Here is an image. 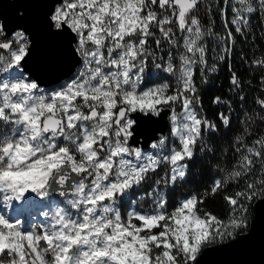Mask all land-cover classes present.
I'll list each match as a JSON object with an SVG mask.
<instances>
[{"label":"snow or ice","instance_id":"snow-or-ice-1","mask_svg":"<svg viewBox=\"0 0 264 264\" xmlns=\"http://www.w3.org/2000/svg\"><path fill=\"white\" fill-rule=\"evenodd\" d=\"M202 2L41 4L46 9L41 30L51 47L39 62L38 41L29 29L9 31L0 22V264H198L204 248L235 240L248 228V204L264 200V135L251 144L236 137V164L231 171L219 169L225 174L212 180L211 194L230 182L244 183L242 190L224 196L232 213L227 223L200 207L208 190L189 194L170 211L159 187L185 181L204 133L217 130L196 108L200 99L193 66L206 64V49L201 43L205 32L193 13ZM230 8L232 18L220 37L226 55L234 48V32L246 35L252 14L259 10L264 15V0H235ZM226 15L222 9V18ZM173 26L184 34L182 46ZM157 32L156 48L164 42L171 49L183 48L179 68L171 50L166 61L161 56L162 63H155L177 78L175 89L169 83L147 86L149 57L155 62L148 45ZM77 58L81 67L71 79L52 90L40 86L45 74L54 75ZM252 63L264 66V58ZM230 83L235 89L241 86L235 72ZM212 102L226 103L220 96ZM255 102L264 122V98ZM165 109L178 146L166 149L168 137L155 134L149 144L154 152L132 143L139 121L133 114L160 117ZM219 120L230 125L223 112ZM245 132L251 135L247 128ZM257 164L261 171L254 175ZM162 166L169 169L166 177L144 193L151 210L129 207L122 212L128 198ZM33 215L40 219L26 229V218Z\"/></svg>","mask_w":264,"mask_h":264},{"label":"trees","instance_id":"trees-1","mask_svg":"<svg viewBox=\"0 0 264 264\" xmlns=\"http://www.w3.org/2000/svg\"><path fill=\"white\" fill-rule=\"evenodd\" d=\"M234 2L235 0H213L207 4V0H203L193 13L199 19L205 32L201 43L206 49V64L197 62L193 66V82L196 86V95L200 99V104L196 105V108L201 116L217 124V130L214 133H204V143L197 145L196 159L194 162H190V172L185 181L166 187L170 211L185 195L188 196L193 193L204 195L205 191L208 190L209 194L200 207L203 211L217 216L225 223L229 221L232 213L224 200V196L234 195L236 191L242 190L244 183L243 181L230 182L223 190L211 194L212 180L219 179L225 174L219 172V169L231 171L236 164L239 157V153L234 151L237 146L236 137L242 136L245 143L251 144L253 140L264 135V122L260 121L258 115L261 109L255 102L257 98H264V82H262L264 81V66L252 63L253 59L264 58V15L259 10L252 14L250 24L244 30L246 35L241 36L234 32V48L230 54L226 55L222 51L224 45L220 37L225 35L224 23L230 22L232 18L233 13L230 5ZM222 9L227 13L223 18L221 16ZM173 31L177 33V39L181 45L184 34L180 33L175 26H173ZM156 38H160L158 32L148 45L149 49L155 52V63L162 62L159 59L161 56L166 61L167 53L170 50L176 53L179 51V49H171L167 42L162 44L164 45L163 49L161 47L156 48L154 42ZM150 60L152 59L149 57L148 63ZM212 67H215V71L209 70ZM233 72L238 75L241 81L239 89H235L230 83ZM157 83H169L173 89L177 87L173 76H167L165 79L160 78L159 81H151L150 85ZM241 95L245 97V100H240ZM217 96H220L226 103H213V99ZM221 112L230 116L228 127H225L219 120V113ZM249 116L253 117L251 121L247 120ZM246 128L251 135L245 132ZM174 144H176L175 141H168L169 148ZM168 171L167 166H162L161 169L151 175V179L144 186L148 190L154 188L156 186L154 182L166 177ZM260 171V166L257 164L254 175H259ZM159 186L160 188L164 187L163 183ZM257 199L248 204V228L254 215V202ZM128 206L129 203L122 208V212L126 213ZM248 228L238 234L247 231Z\"/></svg>","mask_w":264,"mask_h":264},{"label":"water","instance_id":"water-1","mask_svg":"<svg viewBox=\"0 0 264 264\" xmlns=\"http://www.w3.org/2000/svg\"><path fill=\"white\" fill-rule=\"evenodd\" d=\"M16 1L17 6L19 3L20 6H25L23 0L0 1V22L5 23L9 31L23 25L27 27L38 41L35 58L38 62L44 61L50 53L51 42L43 34L41 24L31 27L30 21L22 16L23 11L14 4ZM56 1L52 0L51 4L57 3ZM10 2L13 6L8 4ZM79 64V58H77L76 63L69 62L58 74H45L42 77L44 83L41 85L51 86L69 78L76 72ZM169 114L168 109H165L160 117L133 114L134 117L139 115V121L137 135L132 143L145 148L153 141V134L157 139L160 135H164L169 124ZM253 207L254 215L248 230L238 234L235 240L212 244L204 248L197 257L198 264H264V200L258 198Z\"/></svg>","mask_w":264,"mask_h":264},{"label":"rangeland","instance_id":"rangeland-1","mask_svg":"<svg viewBox=\"0 0 264 264\" xmlns=\"http://www.w3.org/2000/svg\"><path fill=\"white\" fill-rule=\"evenodd\" d=\"M182 45H183V41L181 42V46ZM150 51H152V50H150ZM181 51H183L182 47L179 48V51L177 53L175 51H172L173 56H174V61L173 62H174V64H176L177 68H179V65H180L179 54H180ZM150 59H152V60H150V63H148L149 64L148 65V74L146 76V80L148 81L147 86H149V87L152 86V85H150L151 81H154V80L159 81L160 78L165 79V78H167V76H170L168 73H164L161 69H157L155 67V65H153V64H155V62H153V58L150 57ZM167 59H168V57H167ZM156 63H162V62H156ZM80 67H81V64L78 66L76 72L80 69ZM173 78L175 79V81L177 83V78L176 77H173ZM167 80H169V79H167ZM175 107H176L177 112H179L180 111V105L177 104ZM171 126L172 125H171V122H170V114H169V124H168L167 132H166L167 134L162 135V136L168 137V141H172V140L175 141L174 138L171 136V131H170L171 130ZM168 141H167V144H166V149H170L169 146H168ZM175 143L178 146V142L175 141ZM164 154H167V152H165ZM156 187H157V185L154 188H156ZM154 188H151V189L148 190L145 186H142L141 188L137 189L135 194L133 196H131L130 198H128L129 199L128 209H129V207H135L136 210H138V211H145V212L146 211H150L151 208L153 207V205L150 203L148 198L144 196V193H145V191H152ZM161 189H162L163 193L166 194V187L164 186ZM186 196L187 195H185V197ZM57 199H61V198H57ZM131 200H137V204L134 205V206L130 205V201ZM6 211L9 214H11V209H6ZM38 219H40V218L35 216V215H33L31 218H26V223H25L24 227L26 229L30 228L31 225L34 222H36Z\"/></svg>","mask_w":264,"mask_h":264},{"label":"bare ground","instance_id":"bare-ground-1","mask_svg":"<svg viewBox=\"0 0 264 264\" xmlns=\"http://www.w3.org/2000/svg\"><path fill=\"white\" fill-rule=\"evenodd\" d=\"M1 1V0H0ZM52 0H23V3L25 6H20L19 3V7L17 6L18 2H14V4L23 11L22 16L27 18L30 21V25H32L31 27L41 24V17L43 12L46 10L43 5L41 4H51ZM57 2V1H56ZM10 5L13 6V3H8ZM37 21V22H36ZM36 22V23H35ZM25 27L20 26V28ZM30 31V30H29ZM30 33L32 34V32L30 31ZM80 65V64H79ZM63 71V70H61ZM60 72V71H59ZM59 72H57L56 74H58ZM166 134V133H165ZM164 134V135H165ZM162 136V135H160ZM148 147V146H147ZM146 148V147H145Z\"/></svg>","mask_w":264,"mask_h":264},{"label":"built area","instance_id":"built-area-1","mask_svg":"<svg viewBox=\"0 0 264 264\" xmlns=\"http://www.w3.org/2000/svg\"><path fill=\"white\" fill-rule=\"evenodd\" d=\"M213 2V0H207V4H209L210 2ZM215 1V0H214ZM155 38V37H154ZM164 48V45H162L161 46V49H163ZM73 77V76H72ZM71 77V78H72ZM71 78H69V79H71ZM69 79H65L64 81H62V82H60V83H57V84H55V85H53V86H50V87H47V86H43V85H40L42 88H44L46 91L47 90H52V89H54V88H56V87H58V86H60V85H63L67 80H69ZM146 152H154V150L153 149H151L149 146L148 147H146V148H143Z\"/></svg>","mask_w":264,"mask_h":264}]
</instances>
